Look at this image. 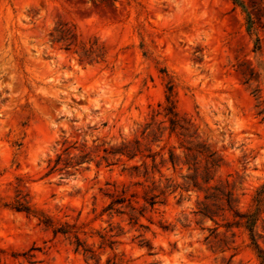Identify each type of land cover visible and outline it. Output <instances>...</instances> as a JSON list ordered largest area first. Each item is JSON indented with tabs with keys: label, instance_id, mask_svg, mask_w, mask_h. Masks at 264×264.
<instances>
[{
	"label": "rangeland",
	"instance_id": "rangeland-1",
	"mask_svg": "<svg viewBox=\"0 0 264 264\" xmlns=\"http://www.w3.org/2000/svg\"><path fill=\"white\" fill-rule=\"evenodd\" d=\"M243 1L259 6L253 31L234 0H0V264H96L69 235L13 208L18 193L55 224L80 226L99 264H262L264 194L251 226H227L232 212L197 214L204 193L195 190L168 189L150 207L145 198L159 189L131 176L125 158L106 166L94 154L78 171L46 175L65 140L94 149L131 138L171 95L223 158L212 184L234 186L239 210L255 211L264 184V0ZM60 23L100 56L80 62L78 46L54 42ZM164 173L183 181L179 168ZM122 195L123 213L105 211Z\"/></svg>",
	"mask_w": 264,
	"mask_h": 264
},
{
	"label": "trees",
	"instance_id": "trees-1",
	"mask_svg": "<svg viewBox=\"0 0 264 264\" xmlns=\"http://www.w3.org/2000/svg\"><path fill=\"white\" fill-rule=\"evenodd\" d=\"M234 2L240 5L246 13L248 29L253 31L255 20L252 10L259 9V6L253 5L249 8L243 0H234ZM50 35L54 42L65 44L66 49L78 46L75 53L79 55L80 62L91 63L95 57L100 56L92 47L78 42L76 33L67 23L58 24ZM158 107L160 108L154 110L152 115L140 126V130L131 138H124L115 143L103 142L96 145L94 149H89L86 144L78 146L77 142L72 143L65 140L63 147L48 161L46 175L56 172L70 174L71 170L78 171L83 164H90L94 160V154L99 157L98 164L105 163L106 166L125 158L128 161H134V164L129 168L131 176L143 177L145 181H150L154 186L153 189H159L158 194H152L149 198H145L150 207L161 202L158 198L168 189L174 188L173 191L177 189L195 190L204 193L203 200L199 202L200 207L196 211L197 214L213 219L219 212L229 211L237 220L229 222L227 226L239 225L243 223L244 219V223L251 226L263 201L264 184L256 195L257 207L255 211L241 212L237 207L238 199L235 197L234 186L212 184L216 171L223 164L222 156L200 136L193 122L177 111L171 100V95L166 97L164 106L158 104ZM178 168L181 172L182 182L177 183L173 177L165 176V169L176 171ZM184 168H186L185 173H183ZM156 174L160 175L157 180L155 179ZM162 184H164L163 187H161ZM126 200L125 195L112 199L105 211H110V214L123 213L124 211L120 210L121 206L118 205L124 204ZM12 207L19 211L38 215L41 222L47 227L53 228L55 234L69 235L73 239L75 251H81L86 260H94L96 264L100 263L101 258L95 250L80 237V226L69 223L55 224L51 217L32 207L26 194L18 193ZM126 207L135 210L131 201L127 203ZM145 209L146 207H143L139 214L143 215ZM130 218L135 222L138 219L134 213ZM100 236L111 246L116 243L103 234ZM255 247L262 264H264V250L256 242ZM108 264H119V262L114 257L108 261Z\"/></svg>",
	"mask_w": 264,
	"mask_h": 264
}]
</instances>
